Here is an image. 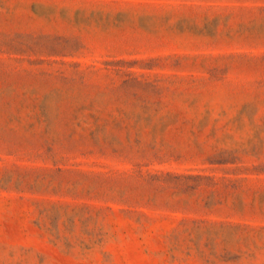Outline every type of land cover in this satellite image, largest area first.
I'll use <instances>...</instances> for the list:
<instances>
[{
    "label": "rangeland",
    "instance_id": "374dc122",
    "mask_svg": "<svg viewBox=\"0 0 264 264\" xmlns=\"http://www.w3.org/2000/svg\"><path fill=\"white\" fill-rule=\"evenodd\" d=\"M0 264H264V0H0Z\"/></svg>",
    "mask_w": 264,
    "mask_h": 264
}]
</instances>
